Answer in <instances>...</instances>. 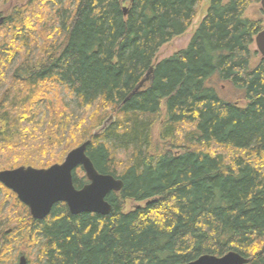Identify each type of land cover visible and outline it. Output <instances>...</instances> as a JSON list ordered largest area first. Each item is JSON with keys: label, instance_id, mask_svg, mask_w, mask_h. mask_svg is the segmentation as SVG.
<instances>
[{"label": "trees", "instance_id": "1", "mask_svg": "<svg viewBox=\"0 0 264 264\" xmlns=\"http://www.w3.org/2000/svg\"><path fill=\"white\" fill-rule=\"evenodd\" d=\"M200 1L29 0L0 13V171L47 168L89 140L95 169L123 181L106 215L58 202L43 219L0 183V264L15 241L36 264H175L229 251L264 264V57L251 63L264 21L244 16L251 0H209L187 47L155 60ZM73 183H87L80 167Z\"/></svg>", "mask_w": 264, "mask_h": 264}, {"label": "water", "instance_id": "2", "mask_svg": "<svg viewBox=\"0 0 264 264\" xmlns=\"http://www.w3.org/2000/svg\"><path fill=\"white\" fill-rule=\"evenodd\" d=\"M260 5L264 12V0H260ZM254 43L257 51L264 57V22L262 29L254 37ZM152 69L153 66L131 94L148 79ZM113 118V115H110L97 131H103ZM88 144L89 140L83 142L70 150L61 163L52 164L47 168L19 166L1 170L0 183L28 207L35 219L45 218L58 202L65 203L69 212L74 215L86 212L106 215L111 211V204L106 197L110 192H119L123 181L95 169L86 154ZM78 167L84 171L87 179V183L79 188L73 183V172ZM247 260L239 253L229 251L221 256L203 254L189 262L175 264H245ZM17 264H27L25 256L21 255Z\"/></svg>", "mask_w": 264, "mask_h": 264}, {"label": "rangeland", "instance_id": "3", "mask_svg": "<svg viewBox=\"0 0 264 264\" xmlns=\"http://www.w3.org/2000/svg\"><path fill=\"white\" fill-rule=\"evenodd\" d=\"M27 1H29V0H8L6 3L0 5V13H2L1 14L2 16H5V15L9 14L15 6L24 5L25 3H27ZM208 2H209V0H201L199 2L198 7H197V14L195 16L193 23L189 27V29H187V31L183 35L178 36V37L174 38L170 43L163 45L159 49V53L156 56L155 60H158V59H161L164 57H168L173 52H175L176 50L187 47L192 34L196 30V27H197L198 23L200 22L201 17L206 13V10H207L208 4H209ZM52 6H55L54 2H53ZM244 16L247 18H250L252 20L262 19L264 21V12L261 8L260 0H251V3L249 4L247 9L245 10ZM58 40H59V37L57 38V41ZM251 50L256 52L255 56L252 58V61H251V63H255L261 57V54L257 51L254 42L251 45ZM15 62L16 61H14V63ZM12 67L13 66H10V70L12 69ZM213 83L215 84V86L218 89L219 94L222 98H225L227 100L228 99L233 100L239 104L245 103V100L242 97L241 93L236 91L234 88H232L228 83L219 82V81H216V82L213 81ZM61 96L63 97L65 103L70 107L74 117L79 116L83 112V110L80 108V106H78L76 99L73 97H70V95H68L66 91H61ZM110 115H112V114H110ZM107 118H105L104 121ZM157 127H158V125L155 127V130H154V137L155 138H156V133L158 131ZM1 200H3V199H2V195L0 193V201ZM11 204H12V201H11ZM136 204H139V203L134 202V201L133 202L128 201L127 207L130 208L131 206H134ZM5 206H6V204H5ZM13 208H14L13 211H15V213L18 212V210L16 209L17 208L16 206ZM17 215L22 217L21 214H17ZM15 225H16V227H18L17 223L16 224L12 223V224L6 226L5 229H11V227H15ZM25 253H26V251H25ZM25 253H24V244L22 241L13 242L12 246L8 247L7 254H8L9 258H8V262H6V264H16L19 256L22 254L26 255ZM26 256L28 258V260L26 259L27 264H36L35 260L33 259V253H30V255H26Z\"/></svg>", "mask_w": 264, "mask_h": 264}, {"label": "flooded vegetation", "instance_id": "4", "mask_svg": "<svg viewBox=\"0 0 264 264\" xmlns=\"http://www.w3.org/2000/svg\"><path fill=\"white\" fill-rule=\"evenodd\" d=\"M20 256H21V255H20ZM20 256H19V257H20ZM18 260H19V258H18ZM17 263H18V261H17ZM17 263H16V264H17Z\"/></svg>", "mask_w": 264, "mask_h": 264}]
</instances>
